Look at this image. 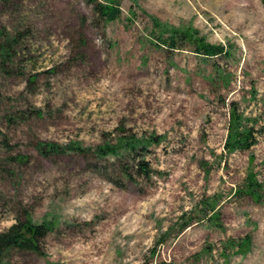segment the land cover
Returning a JSON list of instances; mask_svg holds the SVG:
<instances>
[{
  "label": "rangeland",
  "instance_id": "374dc122",
  "mask_svg": "<svg viewBox=\"0 0 264 264\" xmlns=\"http://www.w3.org/2000/svg\"><path fill=\"white\" fill-rule=\"evenodd\" d=\"M121 11L104 23L86 0L0 5V28L21 38L0 70V232L28 216L53 226L42 255L15 249L2 264H264V202L239 193L250 174L264 189V0H123ZM153 19L229 56L160 48ZM233 109L254 128L247 150L226 146ZM119 138L145 149L92 153ZM40 144L89 152L46 158Z\"/></svg>",
  "mask_w": 264,
  "mask_h": 264
},
{
  "label": "trees",
  "instance_id": "16d2710c",
  "mask_svg": "<svg viewBox=\"0 0 264 264\" xmlns=\"http://www.w3.org/2000/svg\"><path fill=\"white\" fill-rule=\"evenodd\" d=\"M9 0H0V5L6 4ZM123 0H86L87 4L92 7L93 14L98 20L104 23H110L119 19L122 15L121 4ZM133 15V13H132ZM153 29L150 32V37L155 45L160 48H166L171 51L182 50L185 42L191 43L193 46V53L199 57L208 59L215 57H227L229 53L222 45H213L205 42L202 37H199L197 32L192 29H186L183 32H178L174 29L159 31L161 24L155 19L152 20ZM168 34V35H167ZM20 34L14 31H8L5 28H0V70L3 74H8L10 66L14 64L17 57V51L20 48ZM33 79L30 80L32 82ZM38 114V113H37ZM231 119L228 128V143L226 146L230 147L229 151L247 150L254 145L255 136L254 128L247 118L237 114L233 109L230 113ZM3 136L0 131V137ZM145 144L139 141L124 140L119 138L117 146L102 145L98 146L92 152L97 158H115L121 155H131L136 151H143ZM123 146V147H122ZM71 147V148H70ZM70 147L58 146L53 144L38 145L39 153L44 157H49L51 154L63 155L69 151H77L79 153L89 152L88 149H82L78 145ZM121 147V148H120ZM120 148V149H117ZM143 149V150H142ZM138 171L145 177H148V165L144 161L137 162ZM125 177L131 180V175L125 171ZM239 193L247 196L255 202H264V189L256 178L251 174L244 179L242 191ZM204 208L213 211V206L205 204ZM215 221L217 218H212ZM216 224V223H215ZM189 225L184 224L180 227V231L186 229ZM53 229L51 222H44L42 224L33 223L30 216L26 217L24 221L16 220L5 231L0 232V264L3 263L6 255L11 250L29 251L37 255H42L40 251V241L47 236ZM248 242L247 239H245ZM233 242V241H232ZM246 242L240 243L239 248L247 250ZM231 246H234L232 244ZM244 252V250H241ZM165 264V263H160Z\"/></svg>",
  "mask_w": 264,
  "mask_h": 264
}]
</instances>
